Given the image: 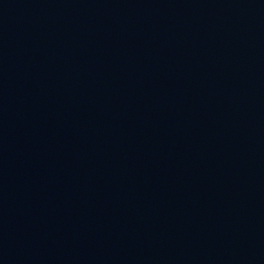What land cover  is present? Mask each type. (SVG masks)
I'll return each mask as SVG.
<instances>
[{"label":"water","instance_id":"95a60500","mask_svg":"<svg viewBox=\"0 0 264 264\" xmlns=\"http://www.w3.org/2000/svg\"><path fill=\"white\" fill-rule=\"evenodd\" d=\"M0 264H264V0H17Z\"/></svg>","mask_w":264,"mask_h":264}]
</instances>
